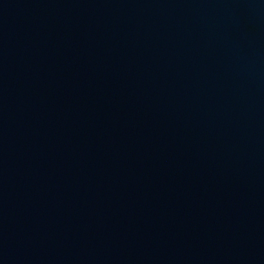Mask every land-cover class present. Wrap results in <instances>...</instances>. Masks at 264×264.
I'll return each instance as SVG.
<instances>
[{"label":"water","instance_id":"obj_1","mask_svg":"<svg viewBox=\"0 0 264 264\" xmlns=\"http://www.w3.org/2000/svg\"><path fill=\"white\" fill-rule=\"evenodd\" d=\"M0 264H264V0H0Z\"/></svg>","mask_w":264,"mask_h":264}]
</instances>
